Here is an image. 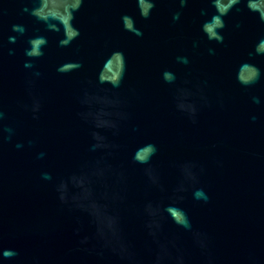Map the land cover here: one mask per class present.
<instances>
[{"label":"water","instance_id":"1","mask_svg":"<svg viewBox=\"0 0 264 264\" xmlns=\"http://www.w3.org/2000/svg\"><path fill=\"white\" fill-rule=\"evenodd\" d=\"M73 6L55 0L53 11ZM35 7L0 0V252L17 253L4 264H264V78H236L251 77L245 62L264 73V22L246 0L224 18L223 44L201 30L211 0H157L148 19L137 0H85L68 47L24 11ZM125 15L142 36L125 31ZM13 25L26 29L14 44ZM40 36L44 55L26 69ZM119 53L120 85L100 83L98 73L119 79ZM147 143L156 154L136 162Z\"/></svg>","mask_w":264,"mask_h":264},{"label":"clouds","instance_id":"2","mask_svg":"<svg viewBox=\"0 0 264 264\" xmlns=\"http://www.w3.org/2000/svg\"><path fill=\"white\" fill-rule=\"evenodd\" d=\"M55 0H37V7L28 9L25 8L24 11L30 12V14L35 17L37 20L43 22L49 31H54L56 33L61 34L59 39L60 47H68L70 44L77 40L80 35V29L73 22L75 20L76 14L80 11L82 6L85 3V0H74V6L69 8L67 12L63 8H58L53 11V4ZM157 0H137V6L140 12V15L144 19H148L151 16L152 9L155 7ZM189 0H180L181 6H186ZM243 0H211L212 7L215 9V13L204 22L202 25V31L210 42H215L217 44H223L224 42V29L226 27L225 17L232 11L233 8H236L239 4H241ZM246 7L252 13L258 15L261 22H264V0H246ZM204 14V13H202ZM122 22L125 31H130L137 36H142L143 33L140 29L134 26V20L125 15L122 16ZM179 14H174L173 20H178ZM239 27V25H237ZM13 32L17 33V36H10L9 43H15L19 36H23L26 29L23 25H13ZM48 40L46 37L40 36L35 37L29 41V47L25 49V56L28 58L24 67L26 69H32L34 67L33 61L39 59L44 55V48L47 46ZM195 46V45H194ZM210 55L215 54L214 48L208 49ZM14 51L9 50V55H13ZM121 55L123 66L121 69V73L119 79L116 81L104 80L100 73H98V81L100 83H107L112 85L113 87H118L123 80L126 71H127V62L126 59ZM256 55H264V39L259 40L258 44L255 47ZM178 62L187 64L189 63L187 57H178ZM106 63V62H105ZM245 67H249L252 70V75L248 79H241L239 76V69H237V82L240 83L244 87H251L257 84L262 78H264V73H262L261 69L255 64H248L245 62L243 65ZM73 70H78L82 67V64L79 61L72 62L71 65ZM58 71L64 73V67L61 66L58 68ZM101 72L103 71V66L101 67ZM41 74L39 72H33L34 77H39ZM163 79L165 83L171 84L175 81L176 75L171 71H165L163 73ZM258 102V101H257ZM39 105H33L32 112L33 118L36 117V113L39 112ZM4 113L0 111V120H3ZM255 119V117H253ZM195 123V120L193 119ZM95 147H98L96 145ZM157 147L155 144L147 143L142 145L134 155L133 159L142 164H146L149 160L156 154ZM45 178H50L48 174H45ZM179 192L184 191V188L181 187L178 189ZM195 196L197 199H203L205 203L208 202L209 197L204 192V189H197ZM178 198H183L182 196ZM174 221L179 225L190 228L191 224L188 219L187 213L182 209H175L173 207H169L167 209ZM17 253L13 249H5L3 252H0V264H4V258H11L16 256Z\"/></svg>","mask_w":264,"mask_h":264}]
</instances>
